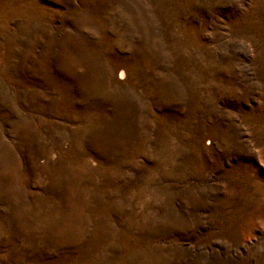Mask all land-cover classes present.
Returning a JSON list of instances; mask_svg holds the SVG:
<instances>
[{"label": "rangeland", "instance_id": "rangeland-1", "mask_svg": "<svg viewBox=\"0 0 264 264\" xmlns=\"http://www.w3.org/2000/svg\"><path fill=\"white\" fill-rule=\"evenodd\" d=\"M0 264H264V0H0Z\"/></svg>", "mask_w": 264, "mask_h": 264}]
</instances>
